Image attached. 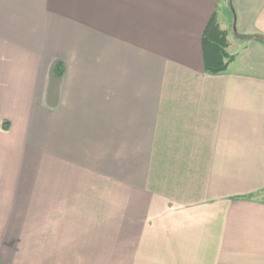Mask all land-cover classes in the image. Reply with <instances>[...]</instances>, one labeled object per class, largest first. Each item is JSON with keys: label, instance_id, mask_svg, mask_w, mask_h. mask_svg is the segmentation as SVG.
<instances>
[{"label": "crops", "instance_id": "1", "mask_svg": "<svg viewBox=\"0 0 264 264\" xmlns=\"http://www.w3.org/2000/svg\"><path fill=\"white\" fill-rule=\"evenodd\" d=\"M262 38L264 0H0V264H264Z\"/></svg>", "mask_w": 264, "mask_h": 264}, {"label": "trees", "instance_id": "2", "mask_svg": "<svg viewBox=\"0 0 264 264\" xmlns=\"http://www.w3.org/2000/svg\"><path fill=\"white\" fill-rule=\"evenodd\" d=\"M264 44V38L261 39ZM204 45L210 46L215 50L219 60L220 66L217 70H214L213 74L224 73L227 71L229 65L236 59L235 56L229 55L226 52L227 49V32L219 29L217 24V17L214 15L212 18L206 34L203 38Z\"/></svg>", "mask_w": 264, "mask_h": 264}, {"label": "rangeland", "instance_id": "3", "mask_svg": "<svg viewBox=\"0 0 264 264\" xmlns=\"http://www.w3.org/2000/svg\"><path fill=\"white\" fill-rule=\"evenodd\" d=\"M225 8H228L229 9V5L228 4H222V11H224L225 10ZM232 31H234V29H235V22H234V20H233V23H232ZM231 31V30H230ZM231 31V32H232ZM114 207H115V203H114ZM118 220H120V218H114V223H117L116 221H118Z\"/></svg>", "mask_w": 264, "mask_h": 264}, {"label": "water", "instance_id": "4", "mask_svg": "<svg viewBox=\"0 0 264 264\" xmlns=\"http://www.w3.org/2000/svg\"><path fill=\"white\" fill-rule=\"evenodd\" d=\"M7 127V125L5 126V128Z\"/></svg>", "mask_w": 264, "mask_h": 264}]
</instances>
